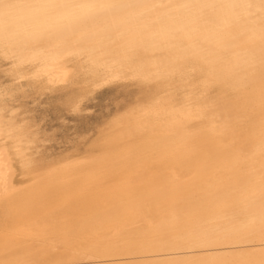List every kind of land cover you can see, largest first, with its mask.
Segmentation results:
<instances>
[{
	"label": "bare ground",
	"instance_id": "bare-ground-1",
	"mask_svg": "<svg viewBox=\"0 0 264 264\" xmlns=\"http://www.w3.org/2000/svg\"><path fill=\"white\" fill-rule=\"evenodd\" d=\"M0 264H264V0H0Z\"/></svg>",
	"mask_w": 264,
	"mask_h": 264
},
{
	"label": "rangeland",
	"instance_id": "rangeland-1",
	"mask_svg": "<svg viewBox=\"0 0 264 264\" xmlns=\"http://www.w3.org/2000/svg\"><path fill=\"white\" fill-rule=\"evenodd\" d=\"M135 92L134 87L106 88L94 95L86 103V110L82 111L78 116L68 113V111L59 107L56 98L52 97L43 107L44 110L41 113L38 111L37 114L39 113L43 119L45 129H55L59 137H62L61 141L74 138V143L79 144L78 149L82 151L88 141L93 139L95 129L109 115L128 102ZM87 129L93 130V133L91 132L88 136L81 137V134ZM68 149H70V146ZM62 150L63 148L60 151Z\"/></svg>",
	"mask_w": 264,
	"mask_h": 264
}]
</instances>
